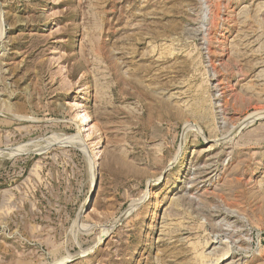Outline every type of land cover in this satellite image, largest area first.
Masks as SVG:
<instances>
[{"label":"rangeland","instance_id":"rangeland-1","mask_svg":"<svg viewBox=\"0 0 264 264\" xmlns=\"http://www.w3.org/2000/svg\"><path fill=\"white\" fill-rule=\"evenodd\" d=\"M0 264H264V0H0Z\"/></svg>","mask_w":264,"mask_h":264},{"label":"bare ground","instance_id":"bare-ground-1","mask_svg":"<svg viewBox=\"0 0 264 264\" xmlns=\"http://www.w3.org/2000/svg\"><path fill=\"white\" fill-rule=\"evenodd\" d=\"M84 89H87V86L85 85L84 86ZM86 96L88 97V95H87V92H86ZM87 97L86 98H84L85 100H87ZM76 105V104H75ZM74 117H75V123H77V128H78V134H77V136H76V138L77 139H80L81 140V134L83 133V132H85V131H90V129H92L93 128V125L92 126H90V128L88 127V128H86V125H87V116L85 115V113L84 112H82V110H80V109H77V108H75V110H74ZM86 136H87V134L88 133H84ZM72 141V140H71ZM83 142V141H82ZM84 148H82L81 150H83ZM91 152V151H90ZM91 154V153H90ZM91 155H93V154H91ZM90 155V156H91ZM94 156V155H93Z\"/></svg>","mask_w":264,"mask_h":264}]
</instances>
